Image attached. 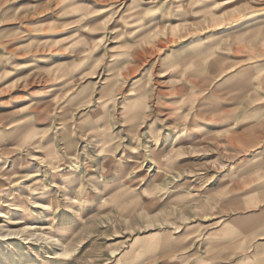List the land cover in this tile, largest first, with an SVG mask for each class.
I'll use <instances>...</instances> for the list:
<instances>
[{
  "label": "rangeland",
  "instance_id": "rangeland-1",
  "mask_svg": "<svg viewBox=\"0 0 264 264\" xmlns=\"http://www.w3.org/2000/svg\"><path fill=\"white\" fill-rule=\"evenodd\" d=\"M3 250L264 264V0H0Z\"/></svg>",
  "mask_w": 264,
  "mask_h": 264
},
{
  "label": "bare ground",
  "instance_id": "bare-ground-1",
  "mask_svg": "<svg viewBox=\"0 0 264 264\" xmlns=\"http://www.w3.org/2000/svg\"><path fill=\"white\" fill-rule=\"evenodd\" d=\"M68 178V177H67ZM12 200H14V199H12ZM11 210H6L5 212H3L2 213V215L5 213V214H10L11 212H10ZM11 215V214H10ZM34 226H36V225H34ZM33 226V224H28V225H26L25 226V228H27V227H34ZM7 250H3L2 252H0V263L2 262V260L3 259H5L6 257H7Z\"/></svg>",
  "mask_w": 264,
  "mask_h": 264
}]
</instances>
